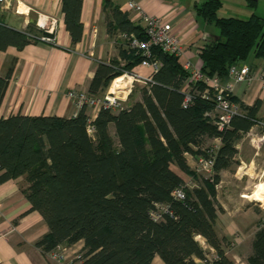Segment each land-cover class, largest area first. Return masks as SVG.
I'll return each mask as SVG.
<instances>
[{
	"label": "trees",
	"instance_id": "trees-1",
	"mask_svg": "<svg viewBox=\"0 0 264 264\" xmlns=\"http://www.w3.org/2000/svg\"><path fill=\"white\" fill-rule=\"evenodd\" d=\"M252 1L247 0L250 6ZM61 2L65 27L76 42L83 32L82 0ZM221 6V0H206L194 9L218 29L217 37L197 47L199 68L206 76L225 79L232 64L251 56L264 61V14L218 16ZM104 8L109 34L147 39L128 12L109 0H104ZM27 33L43 31L36 25L23 31L0 25V50L34 41ZM127 49L120 51L124 64L112 59L97 65L88 93L101 95L114 78L130 73L142 60H157L152 81L141 87L140 100L117 111L100 107L93 120L86 107L71 117H0V183L24 177V196L48 226L36 241L44 253L82 240L79 264H152L155 255L164 264H199L194 258L203 264H236L225 254L226 238L215 229L221 210L216 186L221 172L239 163L236 145L260 121V101L246 105L231 96L239 112L218 130L205 115L214 100L199 95L188 106L182 105L181 89L190 73L178 56L157 46L151 47L150 56ZM8 77L0 76V101ZM111 125L116 141L109 132ZM215 138L220 143L210 179L192 169L185 154L207 155L212 147L207 142ZM171 165L196 181L194 186H187ZM177 187L183 188L182 199L172 196ZM154 203L168 204L171 215L154 220L150 216ZM196 236L204 239L207 248ZM210 249L212 258H208ZM247 264H264V224L253 234Z\"/></svg>",
	"mask_w": 264,
	"mask_h": 264
},
{
	"label": "crops",
	"instance_id": "crops-1",
	"mask_svg": "<svg viewBox=\"0 0 264 264\" xmlns=\"http://www.w3.org/2000/svg\"><path fill=\"white\" fill-rule=\"evenodd\" d=\"M109 1L128 12L133 21H137V16L134 11L127 8L129 1L137 2L144 13L170 22L171 32L179 38L184 49L183 55L179 58L181 64L188 59L193 65L200 67L201 61L197 55V47L210 38L218 36V29L195 13L194 6L206 0ZM221 1L222 6L217 11L218 16L247 18L253 12L259 15L264 14V0H254L252 6L247 0ZM8 2L9 9L3 10L0 7V25L19 31L28 30L35 25L38 13L44 14L55 20V44L34 40L21 48L8 45L0 50V76L5 77L7 74L9 76L0 101L1 118L15 114L71 117L75 115L76 108L67 97V91L88 92V85L99 63H109L112 59L120 60L121 64L125 63V59L120 56V51L129 50L127 38L121 32L108 33L104 0H82L83 32L76 42H72L65 27L61 0H8ZM16 7L18 12L14 11ZM238 64L248 65L251 72L264 68V61L254 59L252 56ZM152 74L151 65L139 63L131 69L130 73L122 75L127 78L125 82L117 84L116 81L119 78L114 80V88H127L129 84L126 93L123 94L124 106L141 99L140 90L144 83L139 79ZM221 82L229 83L232 97L246 105H252L259 100L257 118L264 123V87L261 82L258 80L250 83L235 82L233 78L228 77L221 79ZM98 111V107L87 108V114L91 120L95 118ZM109 132L116 141L113 125L109 127ZM89 133L92 134V130ZM185 157L193 169L196 158L189 153H186ZM172 166L175 169L171 168L183 180V174L188 176L175 165ZM25 186L23 176L0 183V264H54L47 253L36 246V241L48 232V226L40 213L31 209V204L22 191ZM247 211L242 209L240 222L227 220L226 225L221 227L220 215H218L215 223L216 232L227 241L232 240L237 244V236H241L238 246H242V252L231 253L234 250H232L233 247L225 249V254L236 264H247L253 234L259 226L264 224V219L253 224L251 222L249 226L244 223V213ZM74 246H76L75 250L72 251ZM81 248H83L82 240L68 246L67 251L70 253V251L79 252L80 250L81 252ZM213 252V249H210L211 255ZM157 260L162 261L158 255H155L152 264H160ZM194 260L200 261L198 258ZM73 264H79V261L74 260Z\"/></svg>",
	"mask_w": 264,
	"mask_h": 264
},
{
	"label": "built area",
	"instance_id": "built-area-1",
	"mask_svg": "<svg viewBox=\"0 0 264 264\" xmlns=\"http://www.w3.org/2000/svg\"><path fill=\"white\" fill-rule=\"evenodd\" d=\"M0 7L3 10L9 9L8 0H0ZM127 8L135 12V15L137 16L136 22L144 29L147 35L146 40H140L132 34L127 36L126 38L129 48L141 51L143 56H150L152 46H157L162 51L174 54L179 58L183 55L184 49L180 44L179 38L171 32L172 26L170 22L161 17L144 13L141 6L134 1H129L127 3ZM14 11L18 12V8L16 7ZM35 25L38 29L42 30L43 33H27L31 39L55 44V20L53 18L38 13ZM140 64L151 65L153 72H155L158 68L159 61H148L145 59L142 60ZM182 66L190 73L185 79L181 89L184 94L182 105L184 107L188 106L193 98L199 95L203 98L214 100L213 109L205 112V115L212 119V122L216 125L218 130H223L229 125L231 117L239 112L237 104L230 99L232 96L230 84H223L221 79L217 76L210 77L204 75L200 68L193 65L188 59L183 61ZM227 77L233 78L235 82L244 83L258 80L264 87V68L257 70L256 72H251L249 66L246 64H232L228 68ZM114 79L111 86H109L101 95L96 96L91 95L88 92L76 90L67 91V97L72 101L76 108L75 114L82 107H105L116 110L123 108L124 90L120 88L113 89ZM139 80L145 84L152 81V76H144ZM199 84H202L203 87L199 88ZM259 123H261V121H257V124ZM91 130L92 128L90 127L89 132H91ZM214 142L216 144L207 150V155H199L195 159L193 165V169L197 173L203 174L210 179L212 178L214 171V157L215 151L220 143L219 138H215ZM172 196L175 199H182L184 197L183 188H175L172 192ZM163 214L171 215L168 204L154 203V208L150 210V216L154 220H159L162 218ZM66 250L67 246L57 245L52 250L48 251L47 255L53 260L54 264H73L72 261H67V255H65ZM74 257V260H77L80 257V253H76Z\"/></svg>",
	"mask_w": 264,
	"mask_h": 264
},
{
	"label": "rangeland",
	"instance_id": "rangeland-1",
	"mask_svg": "<svg viewBox=\"0 0 264 264\" xmlns=\"http://www.w3.org/2000/svg\"><path fill=\"white\" fill-rule=\"evenodd\" d=\"M214 28L216 29V27ZM126 79L124 76L122 82H125ZM111 83L109 86H111ZM128 87L129 84L127 88H122L124 90L123 94L126 93L125 91H127ZM215 144L213 140L207 142V145L210 146H214ZM237 148L239 150L237 155L238 160H240L239 164L232 165L230 169L223 171L221 180L216 186L217 201L222 207L218 214L220 215L219 225L221 227L226 225L227 220L240 222L243 214L242 209L248 210L244 213V223H247L248 226L251 222L253 224L256 221H262L264 219V123L261 122L254 125L244 134L238 141ZM171 167L175 169L172 165ZM183 177L185 184L189 187L194 186L196 183V181L185 174H183ZM237 238L238 242L242 239L241 236H237ZM196 239L207 248L203 238L196 236ZM238 242L236 244L232 240H226L224 249L233 247L232 250H234L231 253H240L243 248H241V245L238 246ZM75 247L72 251L75 250ZM72 251L69 253L66 250L65 255H67V261L74 262L75 254H81L80 250L79 252ZM212 257L211 254L208 256V258ZM157 261L163 264L162 261ZM198 263L203 264L201 260Z\"/></svg>",
	"mask_w": 264,
	"mask_h": 264
},
{
	"label": "bare ground",
	"instance_id": "bare-ground-1",
	"mask_svg": "<svg viewBox=\"0 0 264 264\" xmlns=\"http://www.w3.org/2000/svg\"><path fill=\"white\" fill-rule=\"evenodd\" d=\"M123 78H124V77H122V78H119V79L116 81V83H117V84H118V83H121V82H122V80H123ZM119 88H120V89H122L123 87H119ZM263 191H264V190H263ZM263 191H262V192H263ZM263 194H264V192H263Z\"/></svg>",
	"mask_w": 264,
	"mask_h": 264
}]
</instances>
